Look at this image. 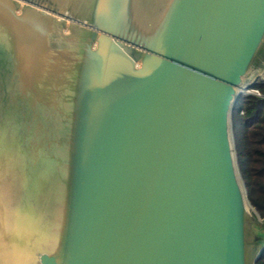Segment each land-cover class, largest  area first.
<instances>
[{
  "label": "water",
  "instance_id": "95a60500",
  "mask_svg": "<svg viewBox=\"0 0 264 264\" xmlns=\"http://www.w3.org/2000/svg\"><path fill=\"white\" fill-rule=\"evenodd\" d=\"M263 76L264 0H0V264H258Z\"/></svg>",
  "mask_w": 264,
  "mask_h": 264
},
{
  "label": "trees",
  "instance_id": "16d2710c",
  "mask_svg": "<svg viewBox=\"0 0 264 264\" xmlns=\"http://www.w3.org/2000/svg\"><path fill=\"white\" fill-rule=\"evenodd\" d=\"M251 88L264 96V82L261 80ZM233 117L240 170L251 203L264 217V98L242 95ZM258 264H264V255Z\"/></svg>",
  "mask_w": 264,
  "mask_h": 264
},
{
  "label": "built area",
  "instance_id": "2783aa9c",
  "mask_svg": "<svg viewBox=\"0 0 264 264\" xmlns=\"http://www.w3.org/2000/svg\"><path fill=\"white\" fill-rule=\"evenodd\" d=\"M260 80L262 82H264V76ZM249 94L256 95V96L264 98V96H262V94L258 90H255V89H252V88H248V89L244 90V95H249Z\"/></svg>",
  "mask_w": 264,
  "mask_h": 264
}]
</instances>
